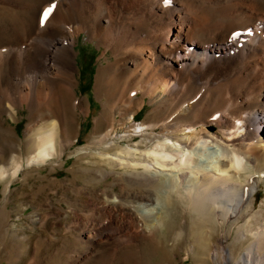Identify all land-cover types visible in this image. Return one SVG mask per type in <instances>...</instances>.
Wrapping results in <instances>:
<instances>
[{
  "label": "bare ground",
  "instance_id": "6f19581e",
  "mask_svg": "<svg viewBox=\"0 0 264 264\" xmlns=\"http://www.w3.org/2000/svg\"><path fill=\"white\" fill-rule=\"evenodd\" d=\"M0 2L17 7L23 4ZM197 2L220 5V20L201 15L193 6ZM35 10L31 26H19L21 37L0 41V73L4 74L0 81L7 88L6 96L18 104L27 103L30 110H41L50 106L52 98L54 102L62 100L63 90L71 88L73 101V46L79 33L84 31L96 40L104 53L111 51L114 59H107L99 68L96 90H108L111 83L122 81L117 93L127 98L125 104L131 113L127 122L114 120L103 135L94 134V144L83 149L99 148L96 155L101 159L108 155L105 160L111 169H100L102 175L122 168L124 171H116L118 175L125 174L130 183L149 189L146 195L130 196L126 210H135L138 202H151L152 188L160 189V209L173 212V221L178 216L187 220L185 226L192 231L195 249L207 254L210 243L215 247L223 241V234L218 239L214 234L212 216L225 206L224 212L236 206L238 229L251 233L264 227V211L256 210L254 204L256 188L264 181V131L259 130L264 127V0H39ZM108 92L102 94L107 96ZM138 93L160 99L154 107L163 115L159 123H134L140 109L132 108ZM109 98L103 103L104 111L111 108ZM106 114L101 117L106 118ZM38 125L27 138L26 165L53 161L63 153L56 147L60 142L56 121L51 119L45 127ZM118 130L123 133L117 134ZM132 136L141 137L146 148L127 144L119 151L114 145L115 137L131 140ZM211 143L221 147L209 162L219 176L214 180L199 174L207 165L198 166L208 162L202 147ZM8 163L0 165V178L15 177L24 166L19 153L12 154ZM188 170L192 174L187 175ZM241 177L245 179L242 185L230 183ZM180 179L191 182L193 188L167 190V181L171 187ZM235 193L241 196L234 199ZM122 230L108 224L97 233L118 243L130 240ZM261 232L253 235L262 245ZM85 234L91 238L90 231ZM195 254L194 261L202 259ZM162 257L171 264V258ZM228 259L224 264H232Z\"/></svg>",
  "mask_w": 264,
  "mask_h": 264
},
{
  "label": "rangeland",
  "instance_id": "374dc122",
  "mask_svg": "<svg viewBox=\"0 0 264 264\" xmlns=\"http://www.w3.org/2000/svg\"><path fill=\"white\" fill-rule=\"evenodd\" d=\"M16 1H23V4L20 3L21 7L0 2V41H14L21 37V23L26 28L32 24V14L36 12L35 4L39 0ZM193 6L201 15L207 14L208 17H216L215 19L220 18L222 12L221 6H214L213 3L197 2ZM73 47L76 52L73 101L71 88H63L62 100L54 102L52 98L48 101L50 106L30 110L27 103L18 104L13 102L12 96L7 97V88L0 81V165L8 166L12 154L17 153L21 154L24 162L22 170L15 177L8 175L0 178V264H168L162 255L171 258V264H224L228 256L232 264H264V244L258 243L253 235V232H264V227H258L251 233L238 229L239 220L234 216L236 206L233 210L224 212V205L223 209L213 213L214 234L217 239L223 234L220 239L223 241L218 242L215 247L210 243L208 254L204 250L195 249L192 231L189 226H185L188 225L187 220L178 216L173 221V212L160 209L157 196L160 189L152 188L151 202H138L135 210L133 207L131 212L126 210L130 196L146 195L149 189L130 183L125 174L118 175L116 171H124L122 168L113 170L107 176L102 175L100 169H111L105 160L108 155H103L105 157L101 159L100 154L96 155L99 148L91 151L83 149L86 145L92 146L94 134L103 135L114 120L127 122L126 117L131 113L129 106L126 107L128 100L117 93L121 91L123 84L119 81L117 87L118 81L111 83L107 87L108 90H113H109L111 93L103 88L102 91H97L99 68L107 64V59H114L111 51L104 53V47L96 40L89 39L84 31L76 37ZM3 75L0 73V77ZM105 92L109 93L107 96L110 97L111 104L108 107L112 109L104 111L103 103L107 96L102 93ZM159 100L138 93L132 107H140L135 114L134 123H159L163 115L159 116L154 111ZM51 119L57 123L56 134L60 142L56 147L63 153L59 152L61 154L53 161L26 165L28 136L37 128L34 125L45 127ZM29 124L31 129L28 128ZM259 130L264 131V127H259ZM64 131L66 135L62 134ZM119 132L123 133L118 130L117 134ZM131 138L133 139L115 137L113 142L119 151L127 144L133 148H146V142H141V137ZM202 148L203 156L208 162L198 163V166L207 165L199 174H207L214 180L219 176L209 162L215 159L216 153L221 152V147L211 143ZM186 174L192 173L188 170ZM251 176L254 178L252 174L249 177ZM184 178L187 179V176ZM185 179H180L171 187L167 181V190L170 188L173 192H185L186 188H193L192 183ZM243 182L245 179L241 177L230 183L238 186ZM223 190L220 188V191ZM240 196L237 193L233 195L234 199ZM254 198L255 209L262 208L264 211V181L256 188ZM211 201L213 202L212 199ZM150 208L155 210L151 211ZM108 224L114 228H123L121 234L128 233L130 240L118 243L113 238L100 237L97 231ZM88 231L91 238L85 234ZM194 251L207 262L202 259L194 261Z\"/></svg>",
  "mask_w": 264,
  "mask_h": 264
},
{
  "label": "snow or ice",
  "instance_id": "6c2138e0",
  "mask_svg": "<svg viewBox=\"0 0 264 264\" xmlns=\"http://www.w3.org/2000/svg\"><path fill=\"white\" fill-rule=\"evenodd\" d=\"M51 11V9H49V11L48 12H45L44 13V17H45V19L47 18V16L49 15V12Z\"/></svg>",
  "mask_w": 264,
  "mask_h": 264
}]
</instances>
